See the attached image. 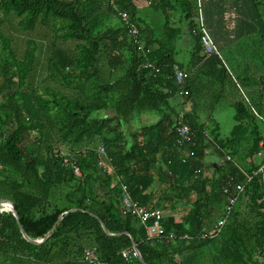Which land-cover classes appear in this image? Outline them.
Returning <instances> with one entry per match:
<instances>
[{
	"label": "trees",
	"instance_id": "16d2710c",
	"mask_svg": "<svg viewBox=\"0 0 264 264\" xmlns=\"http://www.w3.org/2000/svg\"><path fill=\"white\" fill-rule=\"evenodd\" d=\"M234 9L243 37L202 62L194 0H0V200L13 202L30 239L51 230L41 244L29 243L14 216L0 211V264H80L90 247L108 264H142L121 255L133 245L146 264H264L260 174L221 232L197 238L222 217L226 177L231 193L264 161L256 158L264 153V0ZM13 23L25 36L23 52L8 31ZM45 38L44 79L74 95L33 86L37 40ZM175 64L186 74L183 120L193 130L182 142ZM228 109L233 126L224 135ZM146 113L156 121H140ZM57 146L86 148L76 158L80 177ZM100 146L134 202L162 210L163 235L148 241L137 219L120 214L119 188L97 164ZM178 203L187 210L176 218Z\"/></svg>",
	"mask_w": 264,
	"mask_h": 264
},
{
	"label": "built area",
	"instance_id": "2783aa9c",
	"mask_svg": "<svg viewBox=\"0 0 264 264\" xmlns=\"http://www.w3.org/2000/svg\"><path fill=\"white\" fill-rule=\"evenodd\" d=\"M195 1V10L192 15L191 21L195 24V29L193 34L195 36H199L201 38L202 43V55L204 56L203 61L211 57H218L221 58V52L219 45L216 41V34L215 29L218 26L216 23L213 25H209L207 22V13L206 9L208 6L214 2V0H194ZM117 15L120 21L129 26V34L132 37L137 36V29L135 26L130 25L128 23V17L125 13L117 12ZM225 28V27H224ZM232 31V27H231ZM229 30V32H231ZM238 33V31H237ZM147 66V65H143ZM173 72H174V79L176 85L179 87L180 92L179 96L181 98V102H185L187 100V93L183 90V83L186 74L179 68L177 64L173 65ZM264 83V80H263ZM184 114L180 115L177 134H178V141L182 142L188 140L190 136L193 134L192 128L184 122L183 120ZM263 142L260 143L261 147L263 146ZM86 152V148H71L69 146H57L54 149V153L59 155L62 160L63 164L72 168L73 173L80 177L81 173L79 167L76 165V158L77 156L84 154ZM98 160L97 164L100 167L101 171L113 176V180L110 183V187L114 189L118 186L120 195H119V202H118V210L122 215H130L137 219L139 223L145 228L146 235L148 241H152L153 238L159 237L160 235L164 234V229L161 225V220L163 217V212L160 208H153V207H145L140 206L134 202L132 196L129 191V187L121 181L119 176L114 174V169L111 166L110 159L106 155V149L103 146L97 148ZM263 150H260L256 158L260 159L263 157ZM230 156L226 155L222 158L221 164L224 165L228 161H230ZM260 174L264 178V161L259 165V167L249 175H246V179L243 182L235 183L233 191L230 193L232 182L230 181L229 177H226V182L222 187V194L225 196L226 202L224 205L222 217L216 222L215 226L207 232H201L197 235L199 239H210L217 236L224 224L226 219L231 212L235 202L237 201L238 197L243 193L246 185L251 182V180ZM4 211V210H3ZM174 238V235L171 233L168 236V239L171 240ZM2 238L0 237V242ZM123 258L129 257L132 255L136 257L134 249L125 250L121 252ZM80 264H108L106 261H103L99 258L96 254L93 247H90L86 250L83 255L82 262Z\"/></svg>",
	"mask_w": 264,
	"mask_h": 264
},
{
	"label": "rangeland",
	"instance_id": "374dc122",
	"mask_svg": "<svg viewBox=\"0 0 264 264\" xmlns=\"http://www.w3.org/2000/svg\"><path fill=\"white\" fill-rule=\"evenodd\" d=\"M138 4H140V3H138ZM225 11L226 12L223 15V23H224L225 29L228 31L229 30L231 31V27H232V31H231L232 35H233V33H236L237 31L241 32L244 28V24H243L244 21H243V19H241V16H240L239 12L237 11V9L225 8ZM144 12H146V11H144ZM7 27H8V31H10V33L12 34L15 41H17L16 48H17L18 52H23V50L26 47V44L24 42V39H25L24 34H20L19 32L15 31L16 27L14 26V23H13V25L10 24ZM243 32H244V30L242 31V33ZM215 34H216V32H215ZM230 39H232V38H230ZM15 41L13 42L12 46H15ZM48 41H49L48 38H45V40H43V41L40 39L37 40V42H38V49H37L38 62H37V67H36V73L34 75L33 86L37 87L39 89V91H41L45 87H51V88L57 89L61 93L63 92L67 95H71V94L74 95L75 93L73 91H71L69 89H64L59 84L57 85L54 82H49L46 79H44L46 76V73L44 70V66H45L44 57L47 54L46 45L48 44L47 43ZM225 41H226V39H224V42ZM221 54H222V51H221ZM224 116L225 117L222 120V129H223L224 133H228L233 126L231 109H228L226 111V113L224 114ZM144 123H146V122H144ZM214 206L216 207L215 208V214H216V213H218L220 208L218 207L219 206L218 204H214ZM182 212L183 211H180V213H182ZM178 217H180V216H176V218H178Z\"/></svg>",
	"mask_w": 264,
	"mask_h": 264
},
{
	"label": "crops",
	"instance_id": "0c3cea01",
	"mask_svg": "<svg viewBox=\"0 0 264 264\" xmlns=\"http://www.w3.org/2000/svg\"><path fill=\"white\" fill-rule=\"evenodd\" d=\"M244 0H214V2H212L208 8L206 9V15H207V22L209 23V25H213L214 23H216L218 26L215 29L216 32V41L219 45L220 48V52H223V49L226 45L227 42H232L237 40L238 38L243 37L244 32H236L233 33V35L231 34V32H229L228 30H226L224 28V23H223V15L225 14V8H235L237 6H240L242 4ZM211 9H215L214 12H210ZM215 13V14H214ZM236 36V37H235ZM232 38V39H230ZM224 39H226V41L224 42ZM222 42V43H221ZM186 55V54H185ZM179 102L181 103V114H185L188 111V106H186V103L181 102V98L179 97ZM186 106V107H185ZM190 107V106H189ZM225 117V116H224ZM224 117L220 118V120H223ZM140 121H144V122H154L156 121V117L153 113H146L142 119L140 118ZM225 135V133H224ZM158 187V183L154 184L152 186V189H149L148 194L152 193L153 191H156ZM182 208H181V207ZM175 215L176 216H181L182 213H184L187 209L186 207L182 204L179 203L176 205V209H175ZM180 211H183L182 213H180Z\"/></svg>",
	"mask_w": 264,
	"mask_h": 264
},
{
	"label": "water",
	"instance_id": "95a60500",
	"mask_svg": "<svg viewBox=\"0 0 264 264\" xmlns=\"http://www.w3.org/2000/svg\"><path fill=\"white\" fill-rule=\"evenodd\" d=\"M9 211L13 216L14 218L16 219V221L18 222V226H19V230H20V233L22 235V237L28 241L29 243H32V244H35V245H39L41 244L42 242H44L47 237L49 236L51 230L43 237V239H38V240H33V239H30L27 234L25 233V231L23 230L22 226L20 225L19 223V217L17 215V212L15 210V207H14V204L12 201L10 200H7V199H2L0 200V211ZM63 217V215H61L59 217V220H61ZM102 227L104 229V231L109 234L106 230V228L104 227V225L102 224ZM126 234V233H124ZM133 241V240H132ZM133 249L135 251V254H136V258L142 263V264H146L145 261H143L142 257L140 256V254L138 253L136 247L133 245Z\"/></svg>",
	"mask_w": 264,
	"mask_h": 264
}]
</instances>
